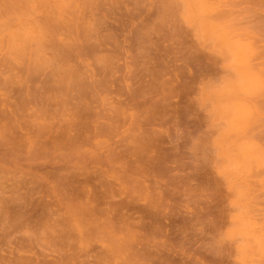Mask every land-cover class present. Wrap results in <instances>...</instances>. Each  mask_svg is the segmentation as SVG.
Segmentation results:
<instances>
[{"label": "rangeland", "instance_id": "374dc122", "mask_svg": "<svg viewBox=\"0 0 264 264\" xmlns=\"http://www.w3.org/2000/svg\"><path fill=\"white\" fill-rule=\"evenodd\" d=\"M0 264H264V0H0Z\"/></svg>", "mask_w": 264, "mask_h": 264}, {"label": "bare ground", "instance_id": "6f19581e", "mask_svg": "<svg viewBox=\"0 0 264 264\" xmlns=\"http://www.w3.org/2000/svg\"><path fill=\"white\" fill-rule=\"evenodd\" d=\"M239 74L242 75V76H246L247 72L244 70V71H240Z\"/></svg>", "mask_w": 264, "mask_h": 264}]
</instances>
